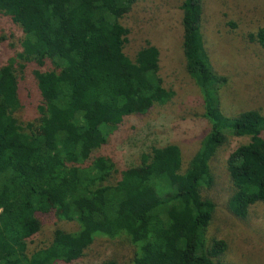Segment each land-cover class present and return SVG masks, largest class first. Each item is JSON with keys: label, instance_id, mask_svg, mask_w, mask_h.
Listing matches in <instances>:
<instances>
[{"label": "trees", "instance_id": "obj_1", "mask_svg": "<svg viewBox=\"0 0 264 264\" xmlns=\"http://www.w3.org/2000/svg\"><path fill=\"white\" fill-rule=\"evenodd\" d=\"M137 1L0 0V12L23 32L21 51L0 67V264L70 263L95 238L121 234L135 246L132 264H216L226 245L207 237L215 205L202 192L215 184L211 162L229 135L250 137L227 159L230 210L244 217L257 202L264 208V115L222 112L227 79L204 47L202 0L182 1V51L208 134L186 169L179 147L168 145L106 184L114 164L95 152L126 118L173 97L158 78L157 53L136 63L124 51L122 20ZM249 39L264 51V27ZM28 64L51 68L34 72L39 117L21 124L15 113ZM54 212L78 218V231L56 230L50 244L35 247L41 218Z\"/></svg>", "mask_w": 264, "mask_h": 264}, {"label": "rangeland", "instance_id": "obj_2", "mask_svg": "<svg viewBox=\"0 0 264 264\" xmlns=\"http://www.w3.org/2000/svg\"><path fill=\"white\" fill-rule=\"evenodd\" d=\"M182 1L139 0L122 20V25L129 30L126 55L138 63L143 55L149 58L157 53L158 78L164 89L173 92V97L165 105H154L144 114L126 118L95 152L94 156L106 157L114 164L115 171L107 185L118 182L123 171L141 166V157L151 154L152 149L168 145L179 147L183 169H186L210 130L203 117L201 94L186 71L182 51ZM200 27L213 70L227 79L219 91L222 112L228 117L249 111L264 115V51L249 39V34L264 27V0H202ZM22 38L23 32L16 21L0 12V67L21 51ZM50 68L51 65L41 68L26 65L20 77L24 105L15 113L21 124L39 117L40 97L34 72ZM249 142V135L228 136L227 143L211 162L215 184L202 192L215 205L207 237L226 245L224 252L214 259L216 264H264L263 205L258 202L251 205L244 217L235 216L229 207L235 189L227 170V159L234 150ZM60 215L54 212L41 218L43 226L34 240L35 247L50 244L56 230L78 231V218H61ZM134 252L135 246L124 234L97 237L80 258L62 264L107 261L132 264Z\"/></svg>", "mask_w": 264, "mask_h": 264}]
</instances>
